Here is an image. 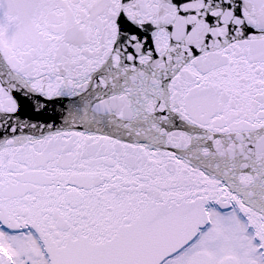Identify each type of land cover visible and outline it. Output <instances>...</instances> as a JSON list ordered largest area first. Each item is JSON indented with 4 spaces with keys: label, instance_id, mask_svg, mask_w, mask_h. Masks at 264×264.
I'll return each mask as SVG.
<instances>
[{
    "label": "snow or ice",
    "instance_id": "1",
    "mask_svg": "<svg viewBox=\"0 0 264 264\" xmlns=\"http://www.w3.org/2000/svg\"><path fill=\"white\" fill-rule=\"evenodd\" d=\"M0 264H264V0H0Z\"/></svg>",
    "mask_w": 264,
    "mask_h": 264
}]
</instances>
